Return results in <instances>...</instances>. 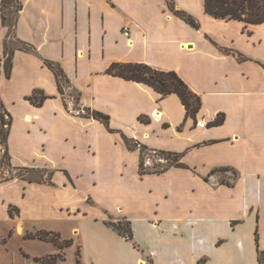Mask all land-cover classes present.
<instances>
[{
    "label": "crops",
    "instance_id": "crops-1",
    "mask_svg": "<svg viewBox=\"0 0 264 264\" xmlns=\"http://www.w3.org/2000/svg\"><path fill=\"white\" fill-rule=\"evenodd\" d=\"M2 1L0 97L12 116L9 169L44 170L50 181H0V263L43 264L36 259L60 255L56 264H260L264 31L206 14L205 0H19L16 38L35 52L17 48L7 78ZM48 63L63 70L62 92ZM113 63L177 72L201 98L197 119L187 117L178 95L163 98L108 74ZM35 95L47 99L36 105ZM88 110L110 117L111 130L84 116ZM126 139L177 153L185 166L142 174L140 149ZM96 195L111 205L98 206ZM107 221L130 222L133 240ZM46 233L71 247L36 237Z\"/></svg>",
    "mask_w": 264,
    "mask_h": 264
},
{
    "label": "trees",
    "instance_id": "trees-1",
    "mask_svg": "<svg viewBox=\"0 0 264 264\" xmlns=\"http://www.w3.org/2000/svg\"><path fill=\"white\" fill-rule=\"evenodd\" d=\"M13 0H3L2 8L7 4H11ZM169 9L177 16L181 17L185 22L191 25L194 28H199V25L196 23L195 19L188 15L185 12L175 10V7L168 2ZM205 12L206 14L225 21H238L245 24V29L251 26H262L264 25V0H205ZM2 23H4V16H2ZM20 49L26 50L28 52L34 53L35 50L33 47L27 43L20 42ZM16 49L5 48V64L4 69L6 72L7 78H10L12 70V61L14 52ZM48 66L55 72L57 80L59 83V88L62 92V83L66 81L63 70L55 63H48ZM108 74H111L115 77L123 78L127 81H133L137 83H143L156 92L166 97L172 94L178 95L184 106L187 110V117L197 119V114L201 108V98L195 94L189 87V85L180 77V75L175 71H165L158 68H155L151 65L145 63H113L107 71ZM47 99L46 96L42 95L40 99L35 95L31 97L30 100L36 105H41ZM89 117L92 116L96 120L104 123L108 128L110 126V117L104 115L100 112L89 111ZM142 122H147L144 117H141ZM223 122V118L217 119L209 125L220 124ZM12 127V116L6 109L1 97H0V137H3L1 140L6 144V151L4 159L1 163L4 162L6 168H12L11 166V156L8 152V140L11 133ZM109 130H111L109 128ZM126 143L129 148L140 149L141 160H140V171L142 174L146 173H163L171 167H184L185 165L181 163V156L177 153L157 151L159 154L163 155L167 160L168 164L163 167L161 170H149L144 168V152L148 148L144 145L139 144L135 140L126 139ZM14 169V168H13ZM18 171H23L27 173L41 172L35 171L28 168L16 169ZM21 178H27L30 181L34 179L32 177H26L25 175L19 176ZM8 180V179H6ZM50 181V175L48 178L44 179L42 182ZM40 182V181H38ZM108 226L116 230L121 236L125 237L127 240H133V229L131 223L127 221H119L117 223L112 221L106 222ZM37 238L44 241H51L56 245H59L61 248L64 246H70L72 241L60 242L58 235H50L49 233L40 234L36 236ZM256 240L258 243V254H259V263L264 264V250L260 249L259 244V234L256 232ZM58 258H61L60 255L48 257L46 259H36V261L42 262L43 264H56Z\"/></svg>",
    "mask_w": 264,
    "mask_h": 264
},
{
    "label": "rangeland",
    "instance_id": "rangeland-1",
    "mask_svg": "<svg viewBox=\"0 0 264 264\" xmlns=\"http://www.w3.org/2000/svg\"><path fill=\"white\" fill-rule=\"evenodd\" d=\"M19 6H20V2L19 0H13L11 4H7L4 8H2V16H4V23L6 26H8L9 28V31H8V35L6 37V47H8L9 49H17V48H20V43L19 41L17 40L16 38V34H15V31H14V25H15V21H16V17H17V13H18V9H19ZM264 31V25L262 26H251V27H248L247 29H245V31ZM216 31H224V28L222 27H216ZM5 59L6 57L4 58L3 60V64H5ZM68 85L65 84V87H67ZM69 94L71 97L75 98V97H78L77 96V93L72 91V90H69ZM79 105H77V108ZM80 113V112H79ZM84 116H88L89 115V112L88 111H85L83 113ZM3 139V137H0V160H4V156H5V151H6V144L4 142H2L1 140ZM139 144H141L139 141H138ZM143 145V144H141ZM157 153H155L154 150H145L144 152V165L145 167L144 168H147L149 170H161L165 165L163 163H161L158 159V156L161 157L163 155H159V153L156 155ZM164 157V156H163ZM140 160H141V156H140ZM3 167H5L4 165V162L0 164V181H4L5 179H13L14 177H19L21 175H25L26 177H32L34 180H37V181H44V179L47 178V171H39V172H33V173H27V172H23V171H10V173H8L9 177H6L4 174L5 171H3ZM5 169H7L5 167ZM21 178V177H19ZM106 182V185H108V187L110 186V188H117L119 186V180H110V181H105ZM106 188V187H105ZM102 191H99L100 193H103V194H106L103 189L101 188ZM108 191V189H107ZM107 195V194H106ZM104 195V196H106ZM108 197V196H106ZM106 197H102V200H100V198L97 197L96 195V202L98 204V206L100 207H104L105 205L108 207V205H111L109 204L110 202L105 200ZM95 200V198H94ZM72 245V244H71ZM70 246H64L62 247V249H65V248H69L71 247ZM60 247V246H59ZM60 259V258H58ZM57 262V261H56ZM78 262L80 263V260L78 259ZM254 263V260L253 262ZM0 264H8V262H1Z\"/></svg>",
    "mask_w": 264,
    "mask_h": 264
},
{
    "label": "built area",
    "instance_id": "built-area-1",
    "mask_svg": "<svg viewBox=\"0 0 264 264\" xmlns=\"http://www.w3.org/2000/svg\"><path fill=\"white\" fill-rule=\"evenodd\" d=\"M124 35L126 36V37H129V35H130V30H129V28H125L124 29ZM155 153H157L158 154V152L157 151H155ZM156 154V155H157ZM160 155V154H159ZM158 159H159V161L161 162V163H163L165 166L168 164V160L165 158V157H163V156H161V157H159L158 156ZM0 164H1V160H0ZM164 166V167H165ZM10 169L9 168H7V169H5V167H3V171H5V173L6 174H4L6 177H9L8 175V173H10V171H9Z\"/></svg>",
    "mask_w": 264,
    "mask_h": 264
}]
</instances>
